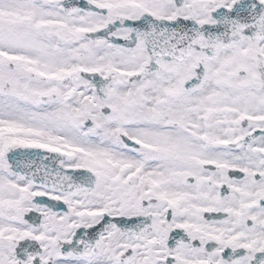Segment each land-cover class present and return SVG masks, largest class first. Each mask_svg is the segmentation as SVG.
<instances>
[{"label": "snow or ice", "instance_id": "1", "mask_svg": "<svg viewBox=\"0 0 264 264\" xmlns=\"http://www.w3.org/2000/svg\"><path fill=\"white\" fill-rule=\"evenodd\" d=\"M0 264H264V0H0Z\"/></svg>", "mask_w": 264, "mask_h": 264}]
</instances>
